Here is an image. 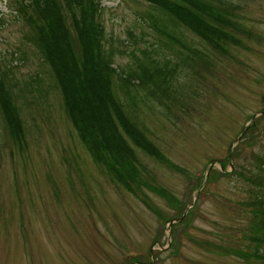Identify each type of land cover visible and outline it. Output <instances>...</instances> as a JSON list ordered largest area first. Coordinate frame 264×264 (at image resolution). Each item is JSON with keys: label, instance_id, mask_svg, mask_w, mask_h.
<instances>
[{"label": "rangeland", "instance_id": "374dc122", "mask_svg": "<svg viewBox=\"0 0 264 264\" xmlns=\"http://www.w3.org/2000/svg\"><path fill=\"white\" fill-rule=\"evenodd\" d=\"M27 1L0 0V68L11 66L21 82L45 73L37 49L23 45L29 26L16 15ZM229 1L238 41L207 48L208 65L182 71L183 107L148 101L135 109L164 157L133 144L136 184L96 161L49 77L46 98L16 100L22 148L0 112V264H264L249 206L257 188L247 180L264 153V0ZM96 4L112 66L128 67L121 50L154 38L140 19L147 2L89 0Z\"/></svg>", "mask_w": 264, "mask_h": 264}, {"label": "trees", "instance_id": "16d2710c", "mask_svg": "<svg viewBox=\"0 0 264 264\" xmlns=\"http://www.w3.org/2000/svg\"><path fill=\"white\" fill-rule=\"evenodd\" d=\"M145 1L148 6L140 19L154 38L130 53L121 50L131 62L120 70L112 66L113 55L103 45L107 46L106 33L96 20L100 4L89 6V0H28L21 4L16 17L29 26L23 45L37 49L45 73L35 72L21 82L11 66L0 68V112L15 143L22 148L26 141L16 100L30 92L38 99L46 98L51 91L50 85L44 89L42 84L47 76L61 90L65 109L96 161L116 171L127 185L136 184L139 175L133 144L164 159L134 117L135 109L148 101L183 107L182 71L208 65L207 48L219 52L237 43L232 31L238 24L229 0ZM188 31L195 37L188 38ZM133 34L135 43L143 40ZM255 162L257 170L247 178L257 188L249 206L264 235V153L256 155ZM256 240L262 238L256 236Z\"/></svg>", "mask_w": 264, "mask_h": 264}, {"label": "water", "instance_id": "95a60500", "mask_svg": "<svg viewBox=\"0 0 264 264\" xmlns=\"http://www.w3.org/2000/svg\"><path fill=\"white\" fill-rule=\"evenodd\" d=\"M171 223H172V221H171Z\"/></svg>", "mask_w": 264, "mask_h": 264}]
</instances>
